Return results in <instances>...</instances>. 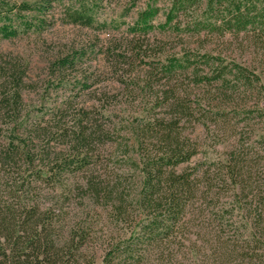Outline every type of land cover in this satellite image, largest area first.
Returning a JSON list of instances; mask_svg holds the SVG:
<instances>
[{
    "label": "trees",
    "instance_id": "obj_1",
    "mask_svg": "<svg viewBox=\"0 0 264 264\" xmlns=\"http://www.w3.org/2000/svg\"><path fill=\"white\" fill-rule=\"evenodd\" d=\"M52 1L43 0L38 13L49 11ZM203 4L202 17L182 27L181 13ZM35 7L27 0H0V37L36 30L33 20L22 18ZM159 11L154 5L140 10L133 31L147 34L173 23L177 34H243L264 47V0H173L167 21L156 26ZM68 17L89 27L96 21L85 6ZM80 55L68 53L59 67L73 68ZM200 58L198 63L184 52L179 64L167 68L190 70L207 86L223 85L230 73L244 87L228 88L230 95L237 90L244 98V90L260 82L259 74L238 63L224 64L208 53ZM27 70L20 58L0 53V264H264V184L244 160V144L232 149L216 174L210 166L180 169L198 148L180 128L193 114L191 106L171 103L174 93L167 98L174 116L154 119L136 135L132 175L139 173V180L110 175L107 168L100 173L95 145L104 132L90 123L89 111L77 109L67 120L69 106L43 122L28 120ZM238 105L248 107L245 100ZM72 197L82 207L74 216L67 209ZM97 207H111L117 229L101 227Z\"/></svg>",
    "mask_w": 264,
    "mask_h": 264
},
{
    "label": "rangeland",
    "instance_id": "obj_2",
    "mask_svg": "<svg viewBox=\"0 0 264 264\" xmlns=\"http://www.w3.org/2000/svg\"><path fill=\"white\" fill-rule=\"evenodd\" d=\"M27 1L35 4L36 9L22 13V18L33 20L37 29L11 39L0 37V53L20 58L28 66L24 105L29 121L43 122L70 106L65 113L69 120L75 110L84 108L91 113L90 123L104 132L95 145L100 173L106 174V168L109 174L129 173L128 181L136 182L141 176L137 173L135 179L132 175L135 170L132 163L138 157L136 135L143 134L146 124L154 119L168 120L174 116L175 109L167 100L175 93L171 103L181 101L191 106L193 114L183 119L180 128L198 148L191 162L180 169L205 170L210 166L216 174L226 164L232 149L244 144L249 153L244 160L257 172L258 184H264V47L261 43L257 45L243 34L239 39L229 33L221 37L192 36L186 31L177 34L173 23L165 30L156 27L147 34L133 31L138 12L153 5L160 8L154 24H164L173 0H53L52 7L44 14L38 13L43 0ZM84 6L96 18L91 27L68 20L70 10ZM204 6L181 13L177 19L181 26L201 18ZM39 20H44V26L37 25ZM75 50L81 52L78 63L73 68L61 69L59 59ZM184 52L194 54L198 63L204 53L211 58H223L224 64L238 63L259 74L260 82L248 86L244 98L237 90L230 95L232 90L228 88L239 84L230 73L223 85L207 86L197 83L198 77L190 70L178 68L170 72L169 64H179ZM239 86V91L243 90L242 82ZM243 100L247 108L238 105ZM60 145L56 143L58 148ZM79 200L72 197L67 203L72 216L82 208L77 206ZM98 213L104 222L101 227L117 229L111 207L98 208ZM118 225L123 229L126 223Z\"/></svg>",
    "mask_w": 264,
    "mask_h": 264
}]
</instances>
